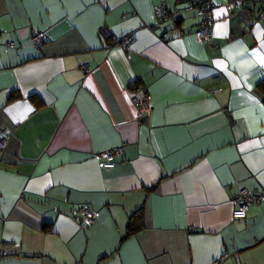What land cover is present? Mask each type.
<instances>
[{
	"label": "crops",
	"instance_id": "0c3cea01",
	"mask_svg": "<svg viewBox=\"0 0 264 264\" xmlns=\"http://www.w3.org/2000/svg\"><path fill=\"white\" fill-rule=\"evenodd\" d=\"M231 1L209 43L192 0H0V264H264V197L232 216L264 192V0Z\"/></svg>",
	"mask_w": 264,
	"mask_h": 264
},
{
	"label": "built area",
	"instance_id": "2783aa9c",
	"mask_svg": "<svg viewBox=\"0 0 264 264\" xmlns=\"http://www.w3.org/2000/svg\"><path fill=\"white\" fill-rule=\"evenodd\" d=\"M199 0H192V4L197 7L198 14L201 16V26L195 31V36L197 39L205 42H212L213 38V28L215 24L214 18V8L215 3L213 0H203L199 4ZM242 4L241 0H232V7H239ZM158 12H162L161 7H156ZM263 14L260 15L262 17ZM100 35L104 40L114 39L112 44L120 47H128L132 43V37L129 34L115 36L113 32L107 27L100 28ZM162 38L168 40L170 38L169 33H165ZM47 37L44 31H37L31 36V43L36 47H42L45 43ZM10 47H14L15 43L10 42ZM83 69L87 70V65H83ZM135 88H141L142 94H134L132 97L133 103L140 108V110L149 115L152 111V102L149 93H147L146 88L140 87L139 84H134ZM217 91V90H215ZM9 141V134L0 129V152L6 150ZM123 146L111 147L104 150L98 154L101 166L107 169L115 167V156L117 154L123 153ZM264 197L263 191L251 190L248 188H242L239 193L235 195V208L233 209L232 216L235 219H246L251 205L258 202ZM80 212L83 217V221L87 225H92L96 221V214L93 208L89 205H83L80 207ZM210 264H223V259H216Z\"/></svg>",
	"mask_w": 264,
	"mask_h": 264
},
{
	"label": "trees",
	"instance_id": "16d2710c",
	"mask_svg": "<svg viewBox=\"0 0 264 264\" xmlns=\"http://www.w3.org/2000/svg\"><path fill=\"white\" fill-rule=\"evenodd\" d=\"M259 86L264 90V80L260 82ZM84 205H86V204H84ZM143 220H144V213H143V207H141L133 215H131V218L129 220L127 230H126V233H125L123 239L129 238L130 236L137 233L141 228H143V226H144ZM240 220H245V219H240Z\"/></svg>",
	"mask_w": 264,
	"mask_h": 264
},
{
	"label": "water",
	"instance_id": "95a60500",
	"mask_svg": "<svg viewBox=\"0 0 264 264\" xmlns=\"http://www.w3.org/2000/svg\"><path fill=\"white\" fill-rule=\"evenodd\" d=\"M82 219H83V217H82Z\"/></svg>",
	"mask_w": 264,
	"mask_h": 264
}]
</instances>
